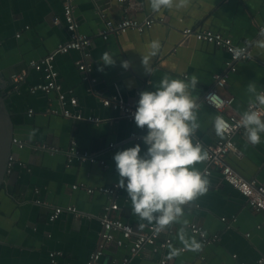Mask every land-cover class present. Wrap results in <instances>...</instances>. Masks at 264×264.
<instances>
[{"label": "crops", "instance_id": "1", "mask_svg": "<svg viewBox=\"0 0 264 264\" xmlns=\"http://www.w3.org/2000/svg\"><path fill=\"white\" fill-rule=\"evenodd\" d=\"M73 15L78 32L91 40L87 60L96 81L90 85L82 79L76 64L82 56L73 51L56 56L57 82L63 91L71 90L76 99V106L69 109L103 119L99 124L52 114L51 110H58L54 93L29 92L31 86L43 81L42 73L31 68V63L68 39L60 1L0 0V93L12 118L14 139L26 144L21 149L12 146L13 160L0 187V264H49L50 253H57L55 264H86L102 244L100 220L112 202L118 208L110 212L111 218L129 224L135 232L147 231L150 224L133 214L126 189L118 187L114 197L86 191L119 183L114 160L118 151L136 144L141 145V155L147 151L142 139L147 128L119 118L116 111L101 105L102 98L119 95L126 102H136V91H154L155 83L164 75L185 81L195 76L199 83L192 95L200 105L196 137L206 150L221 136L213 127L217 112L202 103L205 92L215 90L232 99L223 115L246 111L254 99L247 91L249 83L264 92V48L259 47L264 41V0H191L184 9L159 12L151 10L149 0H74ZM101 16L112 20L130 16L139 21L150 17L154 24L142 33L129 30L103 41L98 36ZM54 18L59 19L57 24H53ZM186 28L208 29L237 45L245 44L251 58L238 63L226 86L218 88L214 77L223 72L227 53L211 44L183 38L181 32ZM153 40L161 43L160 52L151 60L154 75L146 74L142 65V55L148 54ZM104 52L116 58L115 66L102 64ZM122 61H128L130 67L123 68ZM19 73L24 77L15 89L11 77ZM261 110L264 117V108ZM33 129L37 131L30 138ZM131 134L141 140H134ZM261 139L260 144L252 145L243 129L234 139L237 151L230 153L226 162L242 178L264 184V134ZM71 140L79 150L99 154L104 167L77 160L68 164L64 153ZM43 143L61 153L50 155L32 149ZM204 162L196 165L198 170ZM206 178L210 181L208 192L188 203L180 220L170 225L172 243L164 254H152L147 247L132 257L130 264H160L161 260L166 264H257L264 258V216L251 209L216 171ZM74 185L81 187L74 190ZM67 206L81 216L74 218L63 212L55 221L48 220L53 208ZM190 224L200 226L208 236H218L219 241L205 245L190 232ZM181 235L189 244L195 240L200 249L187 247ZM114 236L117 238V233ZM174 250L179 254L171 256ZM126 256L127 245L112 244L104 249L100 263L110 264Z\"/></svg>", "mask_w": 264, "mask_h": 264}, {"label": "built area", "instance_id": "2", "mask_svg": "<svg viewBox=\"0 0 264 264\" xmlns=\"http://www.w3.org/2000/svg\"><path fill=\"white\" fill-rule=\"evenodd\" d=\"M59 1L62 7V18L65 30L68 33V39L63 43L58 44V46L43 59L31 63V68L42 73L43 81L37 85L31 86L29 88V92L32 94L37 92L44 94L54 93L57 97L56 101L58 104V110H51L50 112L52 114H59L70 120L99 124L104 120L91 116L85 117L81 113L72 112L69 108L76 106V99L73 97L71 90L63 91L57 82V72L54 69V60L56 56L64 55L73 51L80 53L82 56V60L76 63L77 69L82 75V79L90 85L95 84L96 81L91 76L92 65L90 61L87 60L90 58L88 48L91 40L89 37L78 32L77 23L73 15L74 0ZM118 1L122 2L123 0ZM101 17L103 19V25L102 29L98 33V36L103 41H107L112 36L124 34L129 30L142 33L151 28L154 24V20L150 17L145 18L142 21L130 16H125L118 20L104 19L103 16ZM58 22L59 19L54 18L53 24H57ZM181 34L185 39L192 38L197 42L211 44L217 48L223 49L227 53L228 58L224 63L223 72L214 77L215 85L218 88L226 86L228 77L236 72L238 63L247 61L251 58V50L249 46L245 44L237 45L230 38L224 37L220 33H216L208 29L193 30L186 28L182 30ZM23 77V73L12 75L11 81L14 84L13 87L15 89L17 84L22 81ZM87 91L90 92L91 88H87ZM140 93V91L135 92L137 101L140 99ZM212 94H215L220 101H223L222 107L219 109L212 104V97L210 96ZM201 100L202 103L217 112L216 116H221L229 125V131L226 132L223 137L218 138L214 143L207 146L206 151L208 153V158L205 160L201 172L205 175V177H208L213 171H216L220 175L223 182L236 190L245 199L251 209L264 216V184L258 183L255 179L247 180L242 178L226 162V157L230 153L237 151L234 139L244 129L240 126V120L243 114L223 115L221 112L225 108L231 106L232 99L219 95L215 90L205 92ZM100 101L102 106L116 111L119 118L130 122L135 121L134 114L138 107L137 101L126 102L119 95L111 98H102ZM249 109L250 104L246 107V111ZM255 110L260 111L263 116L261 108H257ZM216 116L214 117V120ZM131 138L136 141L141 140V138L136 134H131ZM194 142L200 143L196 135L194 137ZM12 144L18 149L26 146L24 142L14 138L12 139ZM109 146L112 147L113 145L110 144ZM32 149L34 151H41L50 155L61 153V150L57 147L47 143L34 145L32 146ZM64 155L66 156L68 164H71L73 160H77L79 162L97 164L102 167L105 165L104 160L101 159L99 154L79 150L74 140L70 141ZM11 160H13L12 155L9 158V164ZM7 171H9L8 168ZM117 185L118 184H114L112 186H99L93 189L87 188L86 191L88 194L96 192L107 197H114L118 190ZM79 187H81V185H74L72 186V189L76 190ZM35 202L36 204H42L40 200H36ZM117 208V204L112 202L110 206L105 209V212L100 220L102 225V241L100 243L102 244L90 254L86 264H101L100 260L103 256L104 249L112 244L116 247H123L127 245L129 248V256L113 261L110 264H130L131 258L139 254L141 250L147 247L152 254L163 255L172 243L170 226L164 231L157 232L156 225L153 223L148 226L146 232H135L129 224L123 223L119 219L111 218L110 212L116 211ZM63 212L72 214L74 218H79L81 216V214H79L72 206H67L65 208L55 207L49 214L48 220L50 222L55 221ZM221 221L227 222L225 218H221ZM188 227L190 232L198 236L205 245H210L219 241L218 236H208L206 232L196 224H190ZM115 233L118 235L117 238L114 236ZM181 251L184 250L182 249ZM56 256L57 253H50L49 264H55ZM160 264H166V261L161 260ZM257 264H264V258H260Z\"/></svg>", "mask_w": 264, "mask_h": 264}, {"label": "clouds", "instance_id": "3", "mask_svg": "<svg viewBox=\"0 0 264 264\" xmlns=\"http://www.w3.org/2000/svg\"><path fill=\"white\" fill-rule=\"evenodd\" d=\"M190 2L149 0V5L153 12H159L161 9H184ZM259 47L264 48V41L259 42ZM149 49L148 54L142 55V65L146 74L154 75L150 65L152 58L161 50L160 41H151ZM102 64L115 66L116 58L104 52ZM122 67L128 69L130 63L122 61ZM99 70L104 69L101 67ZM198 83L195 76L185 81L164 75L155 83L154 91H142L134 120L137 127L147 128V134L142 138L147 151L141 155V145L136 144L114 155L119 174L117 186L126 189L133 214L148 224L154 223L157 232L178 222L184 215V206L209 190V179L196 167L208 158L202 144L194 142L200 128V105L192 92ZM247 91L254 99L250 100V109L243 113L240 126L245 129L248 142L258 145L262 142L261 134H264V117L255 109L264 108V92H259L255 83H249ZM210 96L217 109L222 107L223 101L215 94ZM214 128L221 137L229 131L228 123L221 116H216ZM36 131L31 130L29 137L34 138ZM181 239L192 250L201 247L195 240L189 244L183 235ZM178 254L174 250L170 255Z\"/></svg>", "mask_w": 264, "mask_h": 264}, {"label": "water", "instance_id": "4", "mask_svg": "<svg viewBox=\"0 0 264 264\" xmlns=\"http://www.w3.org/2000/svg\"><path fill=\"white\" fill-rule=\"evenodd\" d=\"M13 138L12 118L6 106L5 98L0 93V187L4 182L9 158L12 155Z\"/></svg>", "mask_w": 264, "mask_h": 264}]
</instances>
